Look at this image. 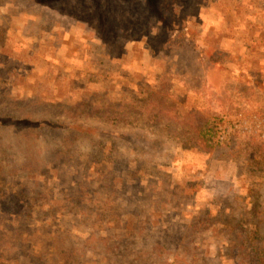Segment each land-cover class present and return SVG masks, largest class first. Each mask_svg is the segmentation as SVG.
I'll return each instance as SVG.
<instances>
[{
  "label": "rangeland",
  "instance_id": "obj_1",
  "mask_svg": "<svg viewBox=\"0 0 264 264\" xmlns=\"http://www.w3.org/2000/svg\"><path fill=\"white\" fill-rule=\"evenodd\" d=\"M53 7L0 0V264H104L100 215L120 264H264V0L120 9L110 39Z\"/></svg>",
  "mask_w": 264,
  "mask_h": 264
},
{
  "label": "trees",
  "instance_id": "obj_2",
  "mask_svg": "<svg viewBox=\"0 0 264 264\" xmlns=\"http://www.w3.org/2000/svg\"><path fill=\"white\" fill-rule=\"evenodd\" d=\"M24 1H27L29 5L33 4L34 6H43V5L54 6L53 8L57 14L63 13L62 16L65 22V25L63 26L64 29H69L71 25H77L79 22H84V20L88 18L89 22L97 25L96 32L98 36L102 38L103 35H105L106 39H110L114 37L115 36L114 34L118 32L119 25H116L114 22V15H113L114 11L123 9L129 15V17L132 16L133 18L138 19L137 21L138 25L145 24L151 15H161L165 19L164 17L165 14L162 13L163 2H165V0H24ZM78 6L82 8V12L85 11L87 8H90V13L86 12L84 14V17H82L83 14L81 15L76 14V8ZM42 19H44L45 23H53L51 20H46L44 17H42ZM168 23L171 24L169 21ZM5 117L6 116H2V118ZM11 120H12L11 124L13 125H21V123L24 121V119H11ZM0 123L6 126V124L3 123L1 120ZM28 123H31V120H28ZM208 130L211 131V127H208ZM106 207L107 205L104 208L100 207L102 208V212L104 211L105 213L108 212L106 210L108 208ZM107 216L108 215H106L105 217ZM101 222H104L105 224H101ZM108 224L110 225L109 221L106 218H104L102 215H100L98 221L95 219L92 225V227H94L95 230L87 238L91 239V241L95 245L96 257L102 263L120 264L116 259L119 254V250H114V249L117 243L123 237H127L129 235V232L123 231V232L112 233L108 230L109 227ZM103 226H105V229H103L104 228ZM7 237H8L7 234L2 236L3 239H7ZM100 238H105L106 243L104 244L102 241H100ZM149 239L156 240L157 237L150 234ZM117 240L119 241L116 243ZM1 242L2 240L0 241V243ZM100 244L102 250L98 249V246ZM18 247H19V251H16L14 252L15 253L14 255H11L13 256L12 257L13 260L21 258L20 257L21 255L29 259L34 258V253L32 251H28L29 249H27L26 246L19 245ZM123 250L127 251L128 248H125ZM62 253H63V249L59 251L60 255ZM75 256H81L80 252L75 254L71 252L67 253L66 257L68 258H65L67 264H75L78 259Z\"/></svg>",
  "mask_w": 264,
  "mask_h": 264
}]
</instances>
